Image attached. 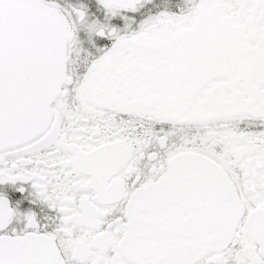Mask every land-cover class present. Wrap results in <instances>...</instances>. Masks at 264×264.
I'll use <instances>...</instances> for the list:
<instances>
[{"label":"snow or ice","instance_id":"6c2138e0","mask_svg":"<svg viewBox=\"0 0 264 264\" xmlns=\"http://www.w3.org/2000/svg\"><path fill=\"white\" fill-rule=\"evenodd\" d=\"M0 264H264V0H0Z\"/></svg>","mask_w":264,"mask_h":264}]
</instances>
